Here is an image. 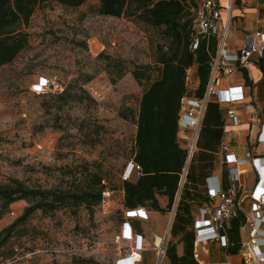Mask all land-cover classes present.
Instances as JSON below:
<instances>
[{
    "label": "rangeland",
    "instance_id": "1",
    "mask_svg": "<svg viewBox=\"0 0 264 264\" xmlns=\"http://www.w3.org/2000/svg\"><path fill=\"white\" fill-rule=\"evenodd\" d=\"M219 2L224 8L226 0ZM97 7L95 0L77 9L45 4L22 27L29 47L0 68V185L18 180L29 189L68 187L85 167L99 166L116 189L105 192V203L92 213L84 206L34 212L0 248V264H115L129 252L131 243L119 237L125 222L120 178L131 160L135 125L120 114L137 111L148 83L131 72L151 66L155 77V47L164 42L157 31L126 18L100 16ZM248 73L256 77L253 69ZM41 78L49 89L34 87ZM29 206L0 201V232ZM170 212L144 222L145 233L162 237L169 227L170 234ZM170 239L180 251L177 238ZM209 250L211 261L224 260L215 246ZM153 261L148 249L140 264Z\"/></svg>",
    "mask_w": 264,
    "mask_h": 264
},
{
    "label": "trees",
    "instance_id": "2",
    "mask_svg": "<svg viewBox=\"0 0 264 264\" xmlns=\"http://www.w3.org/2000/svg\"><path fill=\"white\" fill-rule=\"evenodd\" d=\"M90 0H0V68L12 63L29 47V36L22 30L32 15L42 5L56 3L69 9H77ZM100 16L126 18L136 25L157 31L164 44L158 43L154 53L157 75H151V66L132 70L133 78L148 83L138 102L137 111L131 115L120 114L132 120L135 127L134 147L131 160L141 168L139 176L120 184L125 210L139 207L160 214L169 213L174 205L180 174L186 162V150L178 139L177 121L181 99L186 96L202 98L211 69V60L217 49V38H200L193 49L191 26L192 10L197 0H95ZM105 60H110L106 58ZM264 75V60L255 64ZM195 68L197 86L189 91L185 81L187 72ZM244 85L253 93V105L264 123V78L256 84L249 78L245 68L241 70ZM69 88L58 98L66 96ZM224 136L222 110L213 100L206 106L197 138V151L187 166L185 183L179 194L170 238H177L182 247L177 253L176 244L169 240L166 249L167 264H198L193 258L194 212L207 203L205 180L216 166L219 145ZM226 171L223 170V176ZM80 178L71 186L50 190L29 189L21 181L10 180L0 185V201L8 207L18 201L30 204L23 214L0 232V248L12 237L13 230L23 225L36 211L44 213L60 208L75 211L84 206L92 209L104 200L102 195L116 188L111 186L101 167H85ZM158 197L166 199L160 207ZM75 213V212H74ZM243 217L232 219L225 226L228 246L227 256H236L240 250V227ZM139 232V226L133 222Z\"/></svg>",
    "mask_w": 264,
    "mask_h": 264
},
{
    "label": "built area",
    "instance_id": "3",
    "mask_svg": "<svg viewBox=\"0 0 264 264\" xmlns=\"http://www.w3.org/2000/svg\"><path fill=\"white\" fill-rule=\"evenodd\" d=\"M236 0H226L223 8L219 0H197L196 7L192 10V32L194 34L193 49H196L200 38H217V49L211 60V69L202 98L186 95L181 99L180 112L177 121L178 139H183L182 146L186 150L185 166L180 174L178 191L171 209L172 222L179 194L186 180L187 166L197 151L196 143L199 130L203 121L207 103L211 100L220 108H224L223 123L224 136L216 154L215 169L205 180V194L207 203L199 206L194 212V247L193 258L198 264H234L230 261L212 262L203 255L210 254L209 247L216 246L224 256L237 257L236 264H264V156L254 155L248 150L244 159L238 158L233 147L225 141V128L236 125L238 118L233 106L243 104L244 110L251 116L250 123L256 121L259 126L252 144L264 145V123L260 113L250 101V89L245 85L220 88L221 80H230L237 70L247 68L254 59L264 60V31L258 28L250 36H246L241 48L236 53H231L228 48L229 30L232 25V12ZM256 8H264V2H256ZM258 24V23H257ZM187 72L186 87H191ZM37 90L49 89L48 81L41 78V82L34 86ZM37 92V91H36ZM249 98V101H248ZM250 164L254 174V181L248 194L243 192L244 176L246 172L241 165ZM223 170L226 171L223 176ZM141 168L130 161L120 182H127L139 176ZM105 203V199L101 204ZM246 203V207L244 206ZM148 210L143 207L125 210L124 221L121 227L120 238L131 243L129 252L116 260L115 264H140L146 251L151 250L154 255L153 264H167L166 249L170 240L169 227L158 242L148 248L141 233L133 226V221H146ZM242 216L240 227V250L236 256H227L224 249L228 246L225 226L232 219ZM171 224H169L170 226Z\"/></svg>",
    "mask_w": 264,
    "mask_h": 264
},
{
    "label": "crops",
    "instance_id": "4",
    "mask_svg": "<svg viewBox=\"0 0 264 264\" xmlns=\"http://www.w3.org/2000/svg\"><path fill=\"white\" fill-rule=\"evenodd\" d=\"M256 2H264V0H236V4L232 12L233 20L231 25L235 29H234V33L231 34V41L228 40L229 41L228 48L232 54L236 53L241 48L246 36L252 35V33L256 31L258 28L264 31V8L258 10L255 6ZM233 35H236V38L239 36V39H236L235 36L233 37ZM257 61L258 60L254 59L252 62H250V64H248L246 68L247 72L249 69H253L255 71L256 73L255 78L250 76L248 73L249 78L253 81L254 84H256L257 82H259L261 79L264 78V75L259 71V69L255 65ZM193 75L194 76L190 80L191 87L188 89L189 91L194 90L197 86L195 68H193ZM235 85H244V80L240 70H237L233 74L230 80H221L220 88L225 89L229 86H235ZM249 93H250L249 95L250 101L253 104V93H251V91ZM233 108L236 111L238 123L236 125L227 126L225 128V132H226L225 141L228 142L230 145H232L234 154L240 159H244L246 152L250 149L254 151V155L256 156H264V145L254 146L252 144V142L255 139L259 124L256 121H254L253 123L249 122L251 115L244 110L243 104H236L233 106ZM221 110L223 117L224 108H221ZM135 132H136V127H135ZM241 169L246 172L244 178L245 180H248L250 182L248 183V185L251 184L250 186L246 185L247 183L244 180L243 192L248 194L250 187H252V183L254 181L255 176L252 172V168L250 164L241 165ZM158 202L160 207L163 208L166 204V199L164 197H158ZM244 206H246V203H244ZM147 212H148L147 213L148 219L146 221L153 220V217H155L154 220H157L159 219L158 216L161 215L160 213L153 211L152 212L147 211ZM146 221H136V223H139L137 224L140 229L139 233L142 234L146 244H148V246L149 245L151 246L153 245L155 239L160 238L159 236L160 233H154L153 231L152 233L150 232L145 233L142 224ZM149 233L151 234L150 236H148ZM216 249L218 252H221L217 247ZM177 253L178 255H181L182 253L181 246H180V251L178 250ZM203 257L211 261L210 254L208 256L203 255ZM225 261H230L231 263L236 264L237 257H227V258L225 257L222 262ZM212 262H216V261H212Z\"/></svg>",
    "mask_w": 264,
    "mask_h": 264
}]
</instances>
